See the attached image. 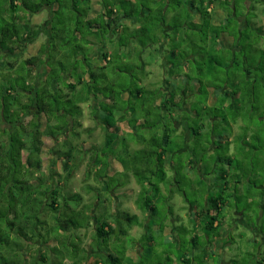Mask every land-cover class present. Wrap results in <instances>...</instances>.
<instances>
[{
	"label": "rangeland",
	"instance_id": "374dc122",
	"mask_svg": "<svg viewBox=\"0 0 264 264\" xmlns=\"http://www.w3.org/2000/svg\"><path fill=\"white\" fill-rule=\"evenodd\" d=\"M99 1L91 0L90 9L87 11L90 16L101 11ZM136 1L137 5L135 7H139L140 2L139 0ZM149 1L145 8L151 10L152 13L148 12V18L158 20L161 17L164 20L163 25L166 27L179 26L177 45L181 43L180 51L195 56V61L183 60L187 63L183 64L182 73L188 71L189 75H192L194 80L196 79L198 85L199 82L202 83V87H198L196 81L193 80V83H190L191 81L186 83L182 77L183 75H180L177 80L171 78L166 69L170 66H166L164 61L168 60L176 63L181 58L177 56L172 60V57L168 56L170 54L169 39L162 38L157 43L158 37L154 36L152 32L148 41L146 39L142 41V46L145 45V51L141 49L139 37L132 40L131 45L124 49L114 47V44H107L106 51L110 52V63H99L98 60L96 63L93 61L90 63L91 67L106 66L103 72L111 80L113 90L118 92L125 85L128 87V91L130 90L135 94L138 87L142 85L146 90L156 88L157 93L163 97L167 88L170 87V83H172L175 88L187 89L186 100L182 97L179 98L181 101L183 100V103L185 102V108L190 110L191 114L195 115L194 112L199 111L201 116L210 113V111H201L198 107L195 108L193 104L190 105V102L195 101L200 104L207 93V105L211 106L214 100L213 92H216L217 86H221L225 79L229 82H227V86L232 87V83H242L244 78L245 91H243V94L246 101H242L240 97L238 102H232L231 105L227 103L223 110L218 108V110L212 112L215 117L214 120L217 122L216 126L213 129L207 126L206 129H203L204 133L209 131L213 134L214 140H211V143L203 134L201 139H190L189 142L171 136L174 143L170 144L167 149L168 151L176 149V151L172 155L166 154L164 166L165 175L170 185L160 184L159 198L156 197L157 201L153 199L157 207V214L153 218L148 216V213L141 211L137 205V200L141 197V187L137 182L139 176L135 172L138 166L135 165V162H132V158L136 155L138 149L142 147L137 139L140 136H149V133L142 132L139 129L138 131L137 129L131 131L124 122L118 123L119 129L115 131V135L111 136L116 140V146L115 148L112 147L113 150H107L109 147L104 146L106 124L100 123V120L95 118L97 115L96 109L91 111L89 104L82 105L80 107L82 111L79 119L80 127L76 128L75 131L78 133V137L71 138L72 130L70 127L67 129L66 136H57L58 143L62 144L66 139L81 153L72 154L73 159H69L67 167L72 168V172L70 171L68 178L65 177L68 168L64 172L63 162L59 161L55 166L59 177L56 176L55 179L61 182L60 186L66 192L80 193L82 196L81 203L89 208V220L84 227L64 233L68 237L67 249L69 251L75 249L89 251V248L95 250L99 247L103 250L108 249L105 247L106 243L95 242V223L96 221L101 222L103 219L100 218L104 217L105 214L113 216L117 212H124L128 215H135L140 225L134 224L131 226L125 236H111L108 247L111 253L113 252L115 256L119 257L118 264H221V261L225 258L230 264H256V258H264V245L261 237L264 235V119L257 120V117H264V64L262 63L263 57L260 54L264 52V5L261 4L260 0H228V3L230 2L233 6L229 4L231 7L229 6L226 9L224 5L225 9H223L220 6L215 7V2L212 5L208 19L202 20L196 10L190 8V3L195 4L196 8H200L199 0H156L157 5L164 7L161 14L154 12L155 5ZM78 4L82 9L83 3L79 1ZM120 9L122 8L120 7ZM44 12L45 14L33 18V21H37L42 27L44 26L41 25L42 23L45 22L46 24L50 20L49 12ZM228 13H230L231 20L228 22L230 27L227 29L224 25L227 24L225 19L229 17ZM116 15L122 16V13L118 11ZM195 21H198L199 24H194ZM76 24L72 20L65 26L72 28ZM122 24L129 29L135 27L130 21ZM77 25L80 30L83 22ZM52 26L58 29L59 23L53 21ZM147 27H151V25L147 24ZM170 31L165 28L166 33L171 34ZM234 31L238 35L235 38L236 42L239 43L238 47L233 44L234 39L229 36ZM50 34L53 35L55 32L50 31ZM65 37L64 35L60 42ZM44 39L42 38V42ZM74 40L73 37H67L65 46L72 49L75 44ZM252 40H257V45H254ZM165 41L166 43H164ZM78 42L80 44V41ZM34 49H37V47L28 48L25 53L18 57L27 58L35 53ZM115 49L118 50V56L114 54ZM19 50L22 51V49H18L17 53ZM208 57H211L209 62ZM244 58H247L249 63L254 62V65L255 63L260 65L259 69L255 71L252 69L254 67L247 64L248 67H251L249 71L252 73V84L249 80L247 82L246 78L248 76L246 77L243 71L244 63L241 60ZM132 63L138 65L140 69L139 67L137 69L136 66L133 67ZM20 67L22 68L23 65L21 64ZM141 69L143 72H140ZM176 70L174 68L172 72H177ZM115 79L117 80L115 81ZM96 80L99 85L105 83L100 77ZM182 83H185L184 86ZM165 84L167 88H162ZM225 87L226 84L222 86L221 90H224ZM79 88V93L84 92L83 96H86L83 86ZM91 88L93 90L94 85ZM75 94L70 92L68 94L69 99L76 101ZM62 103V108L67 109L71 114L75 113V107L72 103ZM118 105L120 103L117 102ZM229 105L230 109L228 108ZM131 107L134 108L135 105ZM103 109L102 111L98 109L99 115H108L112 111L110 107L106 106H103ZM179 115L177 113V117ZM222 120L232 127L233 124L237 126L236 123L243 124V127L239 128L237 126L236 134L229 127L220 124ZM39 123L43 128L45 119L42 115L39 118ZM191 128L196 131L195 127L191 126ZM87 129L91 130L90 133L87 132ZM220 139L225 140L223 143L230 142L229 144L234 147L233 151L226 154L227 147L222 145L223 143L221 144ZM42 140L43 147L40 156L43 161V169L47 172L52 158L51 153L53 149L56 150V145L54 140L49 137H43ZM126 144L127 146H125ZM211 145L215 149H211ZM222 147H224V151H222ZM58 149L60 148L58 147ZM104 149L109 151L110 156H114L115 159L111 157L103 178L99 179L95 175L99 167H96L93 163V157L98 153L101 155V151ZM129 151L131 153H128ZM128 154H131V156ZM123 159L129 160L130 165L123 166ZM102 162L106 163L105 160H102ZM224 170L228 172L227 188L224 185L223 187L220 186L217 181L220 173ZM87 171H90L88 176L86 175ZM146 177L149 178L151 183L157 181L156 176L146 175ZM104 184H107L106 186L110 190L105 191ZM146 187L148 188V185ZM221 187L222 190H220ZM216 195L222 196L224 200L221 216L225 219L227 225L232 226L235 224L233 220L236 219V213L242 216V222L239 223L237 229L229 232L228 240L219 239V237L210 233L207 237L203 235L204 233L203 236L200 235L203 228L201 229L199 221L196 223L195 220V214H198L205 206V199L208 196ZM148 196L149 199H152L153 195L150 192ZM42 219L48 225H51L50 217L44 215ZM112 225L118 228L116 224L113 223ZM195 234L198 235V241L194 244V247L190 239ZM255 239L258 241L261 251L258 250V247L255 248L257 246ZM38 244V246L36 244L33 248L31 247L30 251L28 250L29 254L27 253L25 264H33L34 262L38 264L72 263V258L69 257L65 259L54 258L51 262L54 256H51V260L46 261V263H42L39 260L37 251L40 249L41 255L49 256L47 248L54 245V242L53 239H50L49 243L45 245ZM1 245H3L2 241L0 242ZM220 249L222 251L225 249V252L221 253ZM82 255L79 252L74 259L77 258L80 264H92L94 262L93 257L81 261ZM182 259L187 260L188 263L181 262Z\"/></svg>",
	"mask_w": 264,
	"mask_h": 264
},
{
	"label": "trees",
	"instance_id": "16d2710c",
	"mask_svg": "<svg viewBox=\"0 0 264 264\" xmlns=\"http://www.w3.org/2000/svg\"><path fill=\"white\" fill-rule=\"evenodd\" d=\"M77 1L83 3L82 9H80ZM99 2L101 11L94 17L89 18L90 14L87 11L90 9L91 0H0V242H3V245L0 246V264H25L30 248H33L36 244L38 246V243L45 245L49 243L50 239H53L54 245L47 248L49 256L41 255L40 249L37 251L39 260L42 263H46V261L51 260V256H54L51 262L54 258L65 259L69 257L72 258L71 264H80L77 258L74 259L76 254H79V252L83 254L81 261L91 256L89 251L84 249L81 251L78 249L69 251L67 249L68 237L64 233L83 228L89 220V208L81 203L82 196L80 193L66 192L60 186L61 182L55 179L56 176L59 177V173L55 168L57 163L59 161L63 162L64 172L68 168L65 174V177H67L72 172V168L67 167L69 159H73L72 154L81 153L66 139L61 144L58 143L57 138V136H66L69 127L72 130L71 138L78 137V133L75 131L76 128L80 127L79 119L82 114L78 106L79 102L97 103V111L98 109L104 110L103 106L111 108L112 111L108 115H99V112L97 115L100 123L106 124L104 146L109 147L107 150H113L116 146V140L111 136L115 135V131L119 129L118 123L124 122L131 131L136 129L138 131L139 129L142 132L149 133V136H140L137 139L142 147L138 149V152L132 158V162H135V165L138 166L135 172L139 176L137 182L141 187V197L138 198L137 205L141 211L148 213V216L153 218L157 214L156 202L154 203L153 199L159 198L160 184L170 185L165 175L164 166L166 154L172 155L176 151V149L169 151L167 149L170 144L174 143L171 136L185 141L182 134H176L178 131L175 122L183 126L185 131L196 125L199 133L194 134V140L201 139L203 134L211 143L213 134L209 131L204 133L203 129L205 125L211 129L216 126L217 122L209 121V119L215 118L212 112L218 110V108L223 110L226 107V102L231 105L232 102L236 103L240 99L239 88L242 83H232L233 86L228 87L229 82L225 79L221 86L215 88L217 93L214 92L213 94L214 100L211 106L207 105L208 94L206 92L205 98L200 104L194 101L193 106L195 108L198 107L201 111H210V113L200 116L199 111H195V118L198 119L193 122L195 124L193 125L190 122L189 115L184 114L177 117L176 109L180 108L181 100L179 97H186L187 89L175 88L172 83L167 88L166 82L162 86V88H167L163 97L157 93L156 88L146 90L142 85L138 87L135 94L130 90L128 91V87L125 85L118 92H115L111 87V80L103 72L106 66H90L92 61L96 63L97 60L99 63L108 64L111 62L110 52L106 51L107 44H114V47L124 49L131 45L132 40L140 37L139 44L143 49L145 45L142 46V41L144 39L148 41L152 32L154 36L158 37L157 43L162 38L169 39L170 54L168 56L172 57V60L177 56L181 59L178 58L180 60H177L176 63L166 60L168 66H170L167 71L171 78L176 80L180 75H183L182 77L186 83H189V81L193 83L196 79L194 80L188 71L182 73L183 64L187 63L183 60L195 61V56L180 51L181 43L177 45L179 26L171 25L170 32L173 33L171 35L162 28L164 20L161 17L158 20L148 18V12L152 13L151 10L145 8L148 0H139V7H135L137 5L136 0H100ZM149 2L155 5L154 12L161 14L164 7L157 5L156 0H150ZM215 2L223 9H225L224 5L226 9L231 5L228 0H199L200 8H196L195 4L192 3H190V8L195 9L202 20H207L210 16L209 8ZM260 2L262 3V0ZM44 10L50 14V20L47 22V24H50L49 30H44L47 41L41 45L36 55L22 61V68L19 66L15 69L16 62L12 59L17 55L14 54V51L16 48L21 49V42L27 40L30 43L34 40L38 33V26L32 24L30 19ZM118 11L122 13V16L116 15ZM228 15L229 17L225 19L227 24L224 25L227 29L230 27L228 22L231 20L230 13ZM72 20L77 24L83 22L80 30L77 24L72 28L65 26ZM123 20L130 21L135 27L129 29L127 26H123L122 23L125 22ZM53 21L59 23L58 29L52 26ZM147 24H150L151 27H147ZM227 29L225 30L227 31ZM50 31H54L55 34L51 35ZM110 34L111 38L108 39ZM64 35L66 37L60 42ZM69 36L75 39L72 49L65 46ZM229 36L234 39L233 44L238 47L239 43L235 39L238 36L237 33L234 31ZM77 40L80 41V44ZM96 51L98 56L95 55ZM117 52L118 50L115 49L114 54L118 56L119 53ZM127 54L129 55L128 52ZM260 54L263 57L262 63L264 64V52ZM92 55L95 57L93 58ZM210 60L211 57H208V62ZM48 62L50 69L47 77L40 82L38 88H36V85L34 87V81L38 80V72H34L32 68L36 67L35 71H37L36 69L46 66ZM248 65L257 70L260 67L259 64L255 63L254 65V62L249 63V60ZM132 66H136L137 69L139 67L133 63ZM174 68L177 69V72H172ZM141 71L143 72L142 69ZM66 72H73L72 79H74V82L66 83L63 78V73ZM14 74L15 77H13ZM98 77L105 83L97 84L96 79ZM196 83L198 87H202V83L199 82V85L197 81ZM182 84L184 86L185 83ZM224 84H226V87L221 90ZM59 85L70 92H76L77 87L83 86L86 96H83L84 92L79 93V90L75 94L76 101H73L69 99L68 94L62 93V88H58ZM92 85H94L93 90ZM144 90L145 92H143ZM177 98L179 99L175 101ZM133 100L135 101L133 102ZM158 100L160 101L158 102ZM62 102L72 103L75 107V113L71 114L67 109L62 108ZM117 102L120 105L117 106ZM132 105H135V107L132 108ZM41 115L45 119L43 128L39 123ZM110 117L111 120L109 121ZM178 118L182 120L180 121ZM223 122L225 121L222 120L220 124ZM90 131L87 129L88 133ZM43 137L53 139L56 145V150L53 149L51 153L52 158L47 172L43 169V161L40 156ZM224 150V147H222V151ZM101 152V155L98 153L93 157V163L96 167H99L95 174L99 179L103 178L111 157L115 159L114 156H110L111 153L106 149ZM128 155L131 156V154ZM102 160H105L106 163H103ZM122 162L123 166L130 165L129 160L123 159ZM189 164L191 163L189 162ZM227 173V170L222 171L220 177L224 179V176H228ZM89 174L90 171H87L86 175ZM146 175L156 176L157 181L154 183L149 182ZM106 185L104 184L105 191L109 189ZM150 192L153 195L152 199L148 198ZM223 204L224 200L220 195L208 196L205 199V206L198 214H195L196 223L199 221L201 229L203 228L200 235L204 233L203 235L207 237L210 233L219 237V218L222 217L221 208ZM44 215L50 217L51 225H48L42 219ZM103 216L100 218L103 219L101 222L96 221L95 223L94 240L95 242L106 243L105 247L108 249L103 250L99 246L95 250L91 248L93 250L92 257L94 258L92 264H118L119 257L109 251L108 246L111 236H125L131 226L134 224L140 225V222L135 215H128L124 212H117L113 216L106 214ZM113 223L118 228L114 227ZM214 224H217V226ZM197 239V234L191 237L190 242L193 246L198 241ZM181 262L186 263L187 260L182 259ZM263 263L264 258L256 261V264ZM33 264L38 263L34 262Z\"/></svg>",
	"mask_w": 264,
	"mask_h": 264
},
{
	"label": "crops",
	"instance_id": "0c3cea01",
	"mask_svg": "<svg viewBox=\"0 0 264 264\" xmlns=\"http://www.w3.org/2000/svg\"><path fill=\"white\" fill-rule=\"evenodd\" d=\"M262 3L264 4V0H262ZM261 3V4H262ZM262 4V5H263ZM215 7L216 6H218L217 5V3H216V5H214ZM211 8H212V6H211ZM211 8H209V11L211 12ZM44 11H46V10H44ZM44 11H41L40 13H38V14H36V15H34L33 17H31V19H30V22L32 23V24H35V25H37L38 26V33H37V35H36V37L34 38V40H32V42H28L27 40L26 41H24V42H21V49H22V51L21 50H19V52L17 53V50L19 49H15V55H17L14 59H12L13 61H15L16 62V64H15V69H17V67H19L20 66V64L22 63V61H24V60H26V59H28V58H30V57H32V56H34V55H36L37 53H38V51H39V49H40V47H41V45L43 44V43H45L46 41H47V38H46V36H45V32H44V30L43 29H46V30H48L47 29V27H48V24H47V22H46V24H45V22L44 23H42L41 25H44L43 27L42 26H40V24L36 21V22H34L33 21V18H37V16H40L41 14H45V12ZM99 13V12H98ZM97 13V14H98ZM96 14H94L93 16L91 15H89L90 17L89 18H92V17H94ZM126 22V21H125ZM132 24V23H131ZM194 24H199V22L198 21H195L194 22ZM240 24V23H239ZM163 29H165V28H168L169 30L171 29L170 27H166L165 25L162 27ZM43 30V31H42ZM45 38L44 39V41L42 42V38ZM108 39H110L111 38V34L110 35H108ZM36 41V42H35ZM106 44H107V41H106ZM37 47V49H34L35 50V53H32L29 57H18V56H21L23 53H25V51L28 49V48H33V47ZM145 48H143L142 49V51L144 50ZM33 50V49H32ZM145 51V50H144ZM144 53V52H143ZM96 56H98V52L96 51V54H95ZM91 56V55H90ZM92 57H95V56H93L92 55ZM19 58H21V59H19ZM89 58V57H88ZM6 59H7V57H6ZM51 62H52V60H50ZM47 62V61H46ZM164 63H165V65L167 66L168 65V63H167V61H164ZM49 62H48V64L46 63V66H43L42 68H39V69H36L37 71H35V68H32V70L34 71V72H38V80L36 81H34V87H35V85H36V88H38L39 87V85H40V82H42V81H44L45 80V78L47 77V74L49 73ZM166 69H168V68H166ZM71 72H66V73H63L64 74V76H63V78H64V80L66 81V83H72V82H74V79H72V73L70 74ZM16 75L14 74V76L13 77H15ZM59 89H61L62 88V93L63 94H70V91L68 90V89H66V88H63V86H60L59 85V87H58ZM198 89V87L196 88V90ZM80 90V88L79 87H77V89L75 90L76 92H78ZM76 92H74V93H76ZM100 99V98H99ZM98 99V100H99ZM89 104V108L91 109V111H93V110H95L96 108H97V103L95 104L94 102H92L91 103V105H90V103L88 102V103H85V102H79L78 103V106L79 107H82V105H88ZM82 112V111H81ZM96 113H97V115H98V111L96 110ZM82 115V114H81ZM97 115H96V117L95 118H97ZM98 119V118H97ZM101 126H102V124H101ZM103 127V126H102ZM219 220H220V228H219V230H218V232H219V239H221V238H223V239H227L228 238V234H229V232H231V231H233L234 229H237V226H239V223L240 222H242V216L240 215V214H238V213H236V219H234L233 221H234V225H232V227H230V225H227L226 224V221H225V219L223 218V217H220L219 218ZM215 226H217V224H214ZM237 225V226H236ZM262 237V244L264 245V235H262L261 236ZM228 240V239H227ZM255 241L257 242V243H255L257 246L255 247L256 249H257V247H258V250L259 251H261V248H259V246H258V241L255 239ZM225 245V244H224ZM53 246V245H52ZM227 247V246H226ZM225 247V248H226ZM214 248V247H213ZM217 248V247H216ZM90 250H89V254L91 255L90 257H92V249L91 248H89ZM217 250V249H216ZM220 252L221 253H223V252H225V249H224V251H222L221 249H220ZM260 258H256V261L257 260H259ZM222 263L221 264H230L229 262H227V259L225 258L224 260H222L221 261Z\"/></svg>",
	"mask_w": 264,
	"mask_h": 264
},
{
	"label": "flooded vegetation",
	"instance_id": "af4514ba",
	"mask_svg": "<svg viewBox=\"0 0 264 264\" xmlns=\"http://www.w3.org/2000/svg\"><path fill=\"white\" fill-rule=\"evenodd\" d=\"M231 7V6H230ZM211 13V12H210ZM252 42H254V45H257V40H252ZM259 48V47H258ZM260 49V48H259ZM243 63H244V65H243V71L245 72L244 74L246 75V80H247V82H248V80L251 82L250 84H252V81H253V79L251 78V76H252V73L249 71L250 69H249V67H248V62H247V58H244L243 60H241ZM256 64H258V63H256ZM247 65V66H246ZM253 70H257V69H255V68H252ZM252 70V71H253ZM254 71V72H255ZM251 74V75H250ZM250 75V76H249ZM244 87H245V83H244V78H243V82H242V85L240 86V88H239V91H240V95H239V98L241 97V99H243V101H246V100H244V94H243V91H245V89H244ZM244 89V90H243ZM212 91H214V90H212ZM214 93V92H213ZM243 94V95H242ZM242 95V96H241ZM185 100H186V97H183ZM181 101V100H180ZM193 102L194 101H192V102H190L189 104L190 105H192L193 104ZM181 104H180V108L179 109H176V111H177V113H179L181 116H183L184 114H187V115H189V119H190V122L193 124V125H195L193 122L195 121V120H197V118H195V115H193V114H191L190 112H189V110H187L186 108H185V102L183 103V100L180 102ZM226 104H227V102L225 103V106H226ZM262 119H264V117L262 116V117H257V120L259 121V120H262ZM178 120H182L181 118L179 119L178 118ZM209 121H211V122H213V123H216L215 121L216 120H214V118H212L211 120L209 119ZM212 123V124H213ZM211 124V125H212ZM239 123H236V125L239 127V128H242L243 127V124H239ZM222 125L223 126H225V127H229L230 128V130L232 131V132H234V133H236L237 134V130H238V127L237 126H235L234 124H233V127L232 126H230V124L229 123H226V122H223L222 123ZM175 126H176V129H177V133L176 134H182V136H183V138L185 139V141L186 142H189L190 141V139H194L195 138V136H194V134L195 133H199L198 132V129L196 128V125L195 126H193V127H195L196 128V131H194V129L193 128H188L186 131H185V129L183 128V126H180V125H178L177 124V122H175ZM206 127V125L204 126V128ZM208 127V126H207ZM210 128V127H209ZM206 129V128H205ZM245 129V128H244ZM191 136V138H189ZM188 139V140H187ZM211 140H214V136L211 138ZM220 141H221V143H223L225 140L224 139H220ZM230 142H226V143H223V145L224 146H227V150H226V154H227V152H228V154L231 152V151H233V146H231V144H229ZM211 149H215V147L213 146V145H211ZM178 151H180V150H178ZM226 175V174H225ZM228 177V176H227ZM227 177H225L224 176V179H222L221 177H218V179H217V181L220 183L219 185L220 186H222L223 187V185L225 186V187H227V185H226V181H227ZM226 178V179H225ZM171 180H172V175H171ZM222 187L220 188V190H222ZM262 191V190H261ZM237 226V225H236ZM230 227H232V226H230Z\"/></svg>",
	"mask_w": 264,
	"mask_h": 264
}]
</instances>
